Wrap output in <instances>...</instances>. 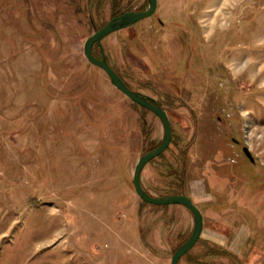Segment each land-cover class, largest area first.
<instances>
[{
	"label": "rangeland",
	"instance_id": "1",
	"mask_svg": "<svg viewBox=\"0 0 264 264\" xmlns=\"http://www.w3.org/2000/svg\"><path fill=\"white\" fill-rule=\"evenodd\" d=\"M146 6L0 0V264H170L189 237V209L134 189L160 118L83 53L115 14ZM102 45L170 122L143 187L183 193L202 213L178 264H264V0H157Z\"/></svg>",
	"mask_w": 264,
	"mask_h": 264
},
{
	"label": "water",
	"instance_id": "2",
	"mask_svg": "<svg viewBox=\"0 0 264 264\" xmlns=\"http://www.w3.org/2000/svg\"><path fill=\"white\" fill-rule=\"evenodd\" d=\"M157 6V0H147V6L144 9L139 10H127L123 11L109 20H107L100 28L96 29L90 36H88L83 44V53L87 60L101 68L105 71L109 77L111 83L125 94L132 101L138 105L145 107L155 113L161 120L164 127L163 138L160 143L154 148L144 152L135 164L133 171V184L137 195L145 202L165 205V204H180L189 209L193 215V229L189 237L183 241L174 251L171 256L170 264H178L179 259L187 251H189L192 246L198 240L202 228H203V216L200 209L194 204L191 198L183 193H173L166 194L162 196H155L150 194L142 185L141 182V171L145 164L150 160L160 155L170 143L171 138V126L166 113V110L160 106L156 100L152 99L146 94L140 93L136 90L130 88V86L123 80V78L114 70V68L109 64L106 55L104 53V48L102 45V40L110 33L117 31L119 29L128 27L146 17L151 16ZM97 44L100 49V57L96 56L93 52V46ZM244 153L246 156L253 160V157L247 147H244ZM240 264H251V263H240Z\"/></svg>",
	"mask_w": 264,
	"mask_h": 264
},
{
	"label": "trees",
	"instance_id": "3",
	"mask_svg": "<svg viewBox=\"0 0 264 264\" xmlns=\"http://www.w3.org/2000/svg\"><path fill=\"white\" fill-rule=\"evenodd\" d=\"M115 15H116V14H115ZM157 145H158V144H157ZM157 145H156V146H157ZM153 148H154V147H153ZM151 149H152V148H151ZM173 193H178V192H176V191L170 192V194H173Z\"/></svg>",
	"mask_w": 264,
	"mask_h": 264
},
{
	"label": "crops",
	"instance_id": "4",
	"mask_svg": "<svg viewBox=\"0 0 264 264\" xmlns=\"http://www.w3.org/2000/svg\"><path fill=\"white\" fill-rule=\"evenodd\" d=\"M150 17V16H149ZM147 18V17H146ZM145 19V18H144ZM143 20V19H142ZM141 21V20H140Z\"/></svg>",
	"mask_w": 264,
	"mask_h": 264
},
{
	"label": "bare ground",
	"instance_id": "5",
	"mask_svg": "<svg viewBox=\"0 0 264 264\" xmlns=\"http://www.w3.org/2000/svg\"><path fill=\"white\" fill-rule=\"evenodd\" d=\"M108 36V35H107Z\"/></svg>",
	"mask_w": 264,
	"mask_h": 264
}]
</instances>
